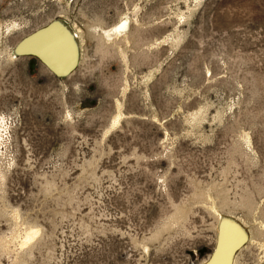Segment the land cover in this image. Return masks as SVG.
Returning <instances> with one entry per match:
<instances>
[{"label": "rangeland", "instance_id": "obj_1", "mask_svg": "<svg viewBox=\"0 0 264 264\" xmlns=\"http://www.w3.org/2000/svg\"><path fill=\"white\" fill-rule=\"evenodd\" d=\"M56 19L64 77L13 52ZM220 215L264 264V0H0V264H204Z\"/></svg>", "mask_w": 264, "mask_h": 264}, {"label": "bare ground", "instance_id": "obj_2", "mask_svg": "<svg viewBox=\"0 0 264 264\" xmlns=\"http://www.w3.org/2000/svg\"><path fill=\"white\" fill-rule=\"evenodd\" d=\"M126 21H122L121 23H119V25L115 27V29L113 28L114 30L112 29V30L104 31V36L106 37H111L113 35L117 36L118 33H120L122 29H124L126 25ZM73 33L76 37V41L78 44V60H79L80 44L77 40L78 35L75 32ZM71 43L72 42L70 41V39H68L64 35V32L61 29L54 28L49 32H46L36 37L30 42L29 41L26 42L23 45L24 46L23 48H25V50L29 49V50H34L37 53H40L44 57V59L48 60L49 63L52 64V66L56 67L57 69H61L64 66H66L73 57V46ZM3 124L4 121H2V126ZM244 231H245L244 228L241 231L230 221L220 217L218 233L216 238V245H215V254L214 256H212L210 260H208V262L204 264H235L236 252L243 247V245L240 246L241 240L243 239V237H245L247 241L249 239L248 233ZM34 234L36 233L29 234L28 239L32 238ZM238 246H240V248H238V250L234 252V250Z\"/></svg>", "mask_w": 264, "mask_h": 264}, {"label": "water", "instance_id": "obj_3", "mask_svg": "<svg viewBox=\"0 0 264 264\" xmlns=\"http://www.w3.org/2000/svg\"><path fill=\"white\" fill-rule=\"evenodd\" d=\"M54 28H59L64 32V35L70 39V41L72 42V46H73V57L70 60V62L64 66L61 69H57L56 67L52 66V64L49 63L48 60L44 59V57L40 54L37 53L34 50H29L23 48L24 44L26 42H30L31 40L35 39L36 37L49 32L50 30L54 29ZM14 54L17 56H31L34 57L36 59H38L40 62H42L54 75L58 76V77H64L69 75L71 72L74 71V69L76 68L77 64H78V44L76 41V37L74 35V33L72 32V29L63 21L60 19H56L53 20L51 22H49L48 24L32 31L31 33H29L28 35L24 36L23 38H21L15 45L14 50H13ZM221 218H224L225 220L230 221L232 224H234L239 230H243V228L245 229V227L235 218L228 216V215H220ZM219 217V218H220ZM246 231V230H245ZM244 231V232H245ZM247 232V231H246ZM246 239L245 237H243V239L241 240V245H244V243H246ZM240 246L236 247V249L234 250V252H236L238 250V248H240ZM215 251V249H214ZM214 251L212 252L210 258L208 260H210L214 254ZM234 254V253H233ZM230 261V260H229Z\"/></svg>", "mask_w": 264, "mask_h": 264}]
</instances>
